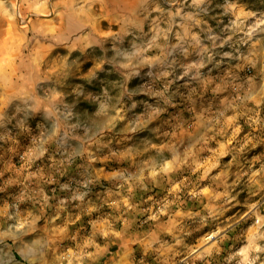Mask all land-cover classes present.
<instances>
[{"label":"rangeland","instance_id":"rangeland-1","mask_svg":"<svg viewBox=\"0 0 264 264\" xmlns=\"http://www.w3.org/2000/svg\"><path fill=\"white\" fill-rule=\"evenodd\" d=\"M0 264H264V0H0Z\"/></svg>","mask_w":264,"mask_h":264},{"label":"bare ground","instance_id":"bare-ground-1","mask_svg":"<svg viewBox=\"0 0 264 264\" xmlns=\"http://www.w3.org/2000/svg\"><path fill=\"white\" fill-rule=\"evenodd\" d=\"M17 2H18V1H17ZM115 3H116V2H115ZM131 5H132V4H131ZM18 9H19L20 12H22L23 9H24V6L20 3L19 6H18ZM63 12H66V11H63ZM65 15H66V14H65ZM14 17H15V16H14ZM11 19H12V18H11ZM11 19H10V20H11ZM14 20H15V19H14ZM29 21H30V20H29ZM16 26H17V25H16ZM14 28H16V27H14ZM22 29H23V28H22ZM15 30H16V29H15Z\"/></svg>","mask_w":264,"mask_h":264}]
</instances>
